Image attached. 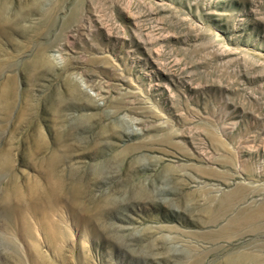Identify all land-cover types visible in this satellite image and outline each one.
Listing matches in <instances>:
<instances>
[{
	"label": "rangeland",
	"instance_id": "374dc122",
	"mask_svg": "<svg viewBox=\"0 0 264 264\" xmlns=\"http://www.w3.org/2000/svg\"><path fill=\"white\" fill-rule=\"evenodd\" d=\"M0 264H264V0H0Z\"/></svg>",
	"mask_w": 264,
	"mask_h": 264
},
{
	"label": "bare ground",
	"instance_id": "6f19581e",
	"mask_svg": "<svg viewBox=\"0 0 264 264\" xmlns=\"http://www.w3.org/2000/svg\"><path fill=\"white\" fill-rule=\"evenodd\" d=\"M247 256H248V255H247ZM241 258H242V257H241ZM244 258H246V259H250L249 257H246V256H245Z\"/></svg>",
	"mask_w": 264,
	"mask_h": 264
}]
</instances>
